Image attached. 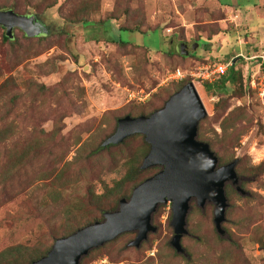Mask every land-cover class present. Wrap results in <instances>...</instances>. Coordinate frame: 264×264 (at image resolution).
Instances as JSON below:
<instances>
[{"label": "rangeland", "instance_id": "rangeland-1", "mask_svg": "<svg viewBox=\"0 0 264 264\" xmlns=\"http://www.w3.org/2000/svg\"><path fill=\"white\" fill-rule=\"evenodd\" d=\"M80 1L0 0V10L36 13L49 30L28 37L14 28L4 40L0 27V250L49 239V230L86 202L88 188L102 194L123 178L143 150L141 138L96 148L121 115L149 110L147 103L139 106L150 97L159 104L172 92L170 82L180 79L171 74L179 69L206 109L201 139L211 142L218 164L237 158V167L257 176L236 169L244 196L226 184L225 236L215 230L213 205L201 209L192 201L189 234L181 239L188 255H180L169 244L168 202L152 216L157 232L138 248L127 245L135 233L124 235L86 264H264V171L258 167L264 161V0ZM84 4L87 22L79 21ZM135 25L140 31L119 30ZM181 42L189 54L180 53ZM229 61L241 72V88L228 85L223 95L204 90L203 81L219 76L195 73ZM161 88L168 90L159 99ZM230 114L235 121L224 136ZM62 172L70 173L69 184L57 181ZM227 186L237 194L228 197Z\"/></svg>", "mask_w": 264, "mask_h": 264}, {"label": "water", "instance_id": "water-1", "mask_svg": "<svg viewBox=\"0 0 264 264\" xmlns=\"http://www.w3.org/2000/svg\"><path fill=\"white\" fill-rule=\"evenodd\" d=\"M0 26L9 38H13L14 28L28 37L49 33L38 14H18L11 8L0 10ZM180 53L189 54L184 42L180 44ZM206 114L193 82L189 81L153 113L119 119L114 133L103 145L115 144L131 134L140 133L149 145L140 169L158 166L159 170L136 185L128 198H121L116 209L103 212L101 220L56 239L48 252L33 264H79L91 249L125 232L135 233L127 245L138 248L149 233L157 231L152 216L160 204L168 202L173 232L169 244L177 253L187 255L181 239L189 234L187 215L192 201L201 209L207 203L213 205L215 230L225 236L222 223L229 205L226 184L242 196L247 192L241 187L242 179L235 170L237 158L219 165L209 144L197 139L198 124Z\"/></svg>", "mask_w": 264, "mask_h": 264}, {"label": "trees", "instance_id": "trees-1", "mask_svg": "<svg viewBox=\"0 0 264 264\" xmlns=\"http://www.w3.org/2000/svg\"><path fill=\"white\" fill-rule=\"evenodd\" d=\"M83 1H85V0H81L80 2H83ZM55 2H56V0H54V4H55ZM50 3H52V1ZM51 5H53V3L50 4V6ZM88 8H89L88 4L83 5V8H82L83 11L81 12L79 21L87 22V18L85 17V14H86ZM13 11L16 12V10H13ZM16 13L23 14V13H19V12H16ZM108 18H112V16H110ZM1 28H3V27H1ZM153 29H155V28H153ZM119 30L140 31L138 25H135V27H132V28H128V27L123 26V27H120ZM13 36H14V34H13ZM39 36H41V35H39ZM34 37H37V36H34ZM2 38L4 40H10L11 39V38L7 37L5 35V33L3 34ZM118 43L121 45H124V46L126 44H129L128 42L123 41L121 39L118 40ZM136 46L143 48L144 53L150 52V50L148 48H146L142 45L136 44ZM241 81H242V78H241L240 70L235 68V64H232L225 74L220 75L217 79H214L211 81H206V80L203 81L202 86H203L204 90H206L207 92L211 91V92H214L218 95H223V94L227 93L229 90H231V88L228 85L237 84V86L239 88H241V86L238 85L239 83L241 84ZM187 82H189V78H187V77H185L181 80L171 81L170 84L173 87L172 92L166 93L168 90L167 88H163V89L161 88V90L158 91L159 93L156 92V94L158 93L157 95L159 96V99L161 98L163 92H165L167 95L166 97H164L163 100H161V102L159 104L154 105L152 100H151V97H150L146 102H144L143 105L141 104V106H139V107H142V109H143V107L146 103L150 106H153V107H151L149 110H139L136 113L127 112L126 114L121 115L117 119V124H118L119 119L124 118L126 116H129L131 118L142 116V115L147 116V115L153 113L154 111L162 108L164 103L166 102V100L169 98V96L171 94H173L175 91H177L178 89H180ZM156 94L153 93L152 98H153V96L157 97ZM202 120H200V122L198 124V131L199 132L197 131V139L198 138L203 139L202 127L200 125ZM234 121L235 120L231 114L225 118L224 124L222 125L224 136L227 134V129L229 127V124H234ZM115 129H116V127H115ZM114 131L115 130H113L111 133H109V136L111 134H113ZM0 132H1V128H0ZM198 135H199V137H198ZM4 136H5V134L0 136V139ZM109 136H107V137H109ZM135 137L141 138L143 150L139 156L140 158L137 157V158L131 159V163L129 164L128 170L122 179L117 181L113 187L106 188L102 194H96L91 190V188H88V190L86 191V193H87L86 202L81 203V205H79L67 217V219L62 224L59 225V227L51 228L48 232L49 239H47L46 236H43L42 238H40L38 240L39 242L34 244V245L14 244V245H9V246L3 248L2 250H0V264H33L34 261L38 260L39 258L44 256L48 252V250L51 248L52 244L54 243V241L56 239H58L60 237L67 236V235L71 234L72 232H74L76 229H78L84 225H87V224L92 223L94 221L101 220L103 218V212L112 211V210L116 209L118 206V202L121 198H128L130 196L133 188L136 185H138L140 182H142L145 178L156 173L159 170L158 166H154V167L149 168L148 170L150 171L152 169V172H150V174L147 176H144L143 175L144 170L140 169V164H138V163L140 162V160L142 161L143 157L146 155V153L149 150V145L144 140L143 135L140 133L131 134V135L125 137L123 140H121L115 144L103 145V141L106 139V138H104V140H102V142L98 145L96 150L98 151V150H102V149L109 150L111 148H119L125 144V141L127 139L135 138ZM202 139H201V141H203ZM204 142L208 143L209 146L211 144V142L209 143V140L208 141L206 140ZM229 160H230V158H228L226 160H222V162L229 161ZM237 164L238 163H236L235 170L238 169L239 174L249 175V176H254V177L257 176V173L254 172L253 169H247L244 167L241 168L240 165L237 167ZM258 167H262L261 169H262V171H264V161ZM56 177H57V181L62 180L64 178V180H66V183H68V184L71 180V179H69L71 177L70 173L66 174V172H62L61 174L58 173V175ZM230 191L237 194L235 190H233L229 186H227L228 197H230V193H229ZM49 198H52V197L49 196ZM157 230H158V228H157ZM156 232H154V233H156ZM133 233L134 232H132V233L125 232L124 234L117 236L115 239L103 244L102 246L91 249L87 255H85L81 258L79 264H86L87 258H89V256L92 253L97 252L100 249L107 247L108 245L116 242L117 239L120 238L121 236H124V235L130 236ZM154 233H149V235L154 234ZM259 243H262V245L264 247V239L260 240ZM180 255H182V254H180ZM218 258H220V257H218Z\"/></svg>", "mask_w": 264, "mask_h": 264}, {"label": "built area", "instance_id": "built-area-1", "mask_svg": "<svg viewBox=\"0 0 264 264\" xmlns=\"http://www.w3.org/2000/svg\"><path fill=\"white\" fill-rule=\"evenodd\" d=\"M231 65H232V63L230 61L226 62V63L218 62V63L214 64L211 69L208 67H206V68L203 67L201 70H199L195 74L197 75L196 77H198V78L210 80V79H213L214 77L225 74ZM185 77H186L185 74H183L179 69L171 74L172 79H180L181 80ZM105 261H106L105 259H101V260H99V264L105 263Z\"/></svg>", "mask_w": 264, "mask_h": 264}, {"label": "flooded vegetation", "instance_id": "flooded-vegetation-1", "mask_svg": "<svg viewBox=\"0 0 264 264\" xmlns=\"http://www.w3.org/2000/svg\"><path fill=\"white\" fill-rule=\"evenodd\" d=\"M45 24V23H44ZM4 29V28H3ZM14 30V29H13Z\"/></svg>", "mask_w": 264, "mask_h": 264}, {"label": "crops", "instance_id": "crops-1", "mask_svg": "<svg viewBox=\"0 0 264 264\" xmlns=\"http://www.w3.org/2000/svg\"><path fill=\"white\" fill-rule=\"evenodd\" d=\"M155 55H156V54H155ZM155 55H154V56H155Z\"/></svg>", "mask_w": 264, "mask_h": 264}]
</instances>
